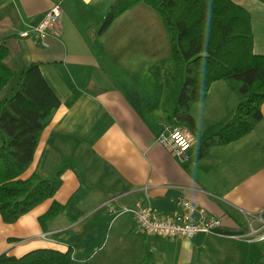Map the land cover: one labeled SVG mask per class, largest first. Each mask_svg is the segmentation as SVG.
<instances>
[{
  "label": "crops",
  "instance_id": "crops-1",
  "mask_svg": "<svg viewBox=\"0 0 264 264\" xmlns=\"http://www.w3.org/2000/svg\"><path fill=\"white\" fill-rule=\"evenodd\" d=\"M113 1L0 0V46L7 47L5 62L14 71L0 101L16 92L34 62L62 101L22 177L37 171L49 178L68 165L54 197L16 222H5L0 212V255L21 257L38 248L67 252L73 240L80 243L73 256L92 264H218L216 257L226 253L228 264H250L264 254V117L242 138L202 154L203 140L235 115L238 96L218 80L191 109L195 128L176 122L185 77L163 55L170 40L160 14L141 2L101 32ZM235 1L251 12L254 51L264 54V0ZM55 5L63 12L50 47L21 36ZM76 90L80 94L68 105ZM172 124L199 138L183 157L158 141ZM3 142L0 132V147ZM180 198L222 218L217 232L193 239L151 236L125 211L142 203L167 215ZM54 201L66 209L45 230L39 217ZM73 209L81 212L76 220Z\"/></svg>",
  "mask_w": 264,
  "mask_h": 264
},
{
  "label": "trees",
  "instance_id": "trees-1",
  "mask_svg": "<svg viewBox=\"0 0 264 264\" xmlns=\"http://www.w3.org/2000/svg\"><path fill=\"white\" fill-rule=\"evenodd\" d=\"M141 2L160 14L170 37L172 57L178 69L184 71L173 113L176 122L195 128L191 109L207 97L212 84L218 80L225 81L238 96L235 115L203 140L201 153H207L212 146L236 141L255 129L264 117V54L254 51L251 12L235 0H114L102 22L101 32ZM8 52L7 47L0 46V92L14 76L13 69L5 62ZM79 94L76 90L68 105ZM61 103L39 62L29 65L21 75L16 92L0 102V132L4 136L0 147V212L7 223L16 222L54 197L63 183L62 174L68 165L49 178H42L37 171L28 178L22 177L33 163L42 134ZM65 209V204L54 201L39 217L43 229ZM72 211L71 220L78 219L81 212ZM101 220L98 217L95 223ZM68 243L67 252L38 248L21 257L3 253L0 264H92L88 259L73 256L74 248L80 244L78 241ZM254 264H264V254Z\"/></svg>",
  "mask_w": 264,
  "mask_h": 264
},
{
  "label": "built area",
  "instance_id": "built-area-1",
  "mask_svg": "<svg viewBox=\"0 0 264 264\" xmlns=\"http://www.w3.org/2000/svg\"><path fill=\"white\" fill-rule=\"evenodd\" d=\"M62 7L55 5L35 26L21 33L25 38H37L41 45L50 47L52 38L60 33L59 22ZM158 141L183 157L185 153L199 143V138L188 127L181 124L168 126ZM125 211L133 212L139 228L148 235L171 239H193L199 234L216 233L222 225V218L210 213L205 207L189 199L180 198L179 208L170 214L162 215L151 204L137 203ZM237 238H248L249 234L236 235ZM264 240V234L259 238Z\"/></svg>",
  "mask_w": 264,
  "mask_h": 264
},
{
  "label": "rangeland",
  "instance_id": "rangeland-1",
  "mask_svg": "<svg viewBox=\"0 0 264 264\" xmlns=\"http://www.w3.org/2000/svg\"><path fill=\"white\" fill-rule=\"evenodd\" d=\"M96 27V26H95ZM166 27V26H165ZM166 32H168L167 31V29H166ZM168 40H170V37H168ZM169 43H170V41H169ZM170 46H171V43H170ZM170 46H168V48H167V50H166V54H163V55H166L167 57H169V58H173V57H171V48H170ZM162 53H165V50L163 49V51L161 52V53H159V55L161 56L162 55ZM165 56V57H166ZM165 57L163 58V60L165 59ZM174 60V59H173ZM175 62V61H174ZM175 66H176V63H175ZM167 69H168V67H167ZM158 71V70H157ZM155 74H156V72H155ZM157 75V74H156ZM12 84H15V82H13ZM5 88V87H4ZM3 88V89H4ZM9 90L10 89H8L6 92H9ZM1 93V92H0ZM14 93V92H9V96L8 97H10V96H12V94ZM0 102H2V101H0ZM221 251H222V248H221ZM254 260L255 259H251L250 261H251V263L250 264H254ZM216 261H217V263L218 264H228V262L230 261V259L228 258V256H227V253L226 254H224L222 257H216Z\"/></svg>",
  "mask_w": 264,
  "mask_h": 264
}]
</instances>
